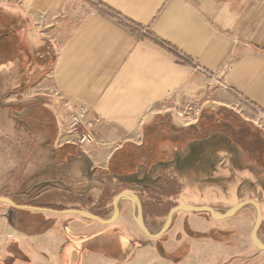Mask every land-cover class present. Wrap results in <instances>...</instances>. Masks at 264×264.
Instances as JSON below:
<instances>
[{
	"label": "crops",
	"instance_id": "0c3cea01",
	"mask_svg": "<svg viewBox=\"0 0 264 264\" xmlns=\"http://www.w3.org/2000/svg\"><path fill=\"white\" fill-rule=\"evenodd\" d=\"M97 1L151 35L104 10L79 23L82 0H0V17L15 19L21 51L32 53L17 57L14 64L1 62L0 74L15 71L11 82L17 98L33 94L35 101L48 103L44 105L58 128L55 159L69 166L65 177L107 179L109 189L133 190L144 204L147 226L156 233L175 205H199L181 196L187 184L178 166L208 144L210 154L223 149L243 173L236 198L213 205L216 211L253 198L264 215V128L240 98L264 111V0ZM65 99L89 107L105 146L85 154L63 142ZM189 107L201 109L198 121L184 117ZM223 185L226 189L232 183L224 180ZM109 189L96 204L93 199L80 202L84 196L74 192L77 200L59 196L53 206L110 218L114 208H108L109 200L119 192L112 195ZM122 200L120 215L111 224L31 211L37 231L27 234L9 225L8 216L0 217L7 232L24 235L14 233L0 247V264L27 253L34 263L36 248L51 254L57 264H199L201 257L215 255L211 245H223L233 264L238 257L241 264H264V250L252 239L257 218L252 204L222 220L179 211L170 230L155 239L133 220L134 202ZM259 238L264 242V219ZM201 243L208 248L201 250ZM16 264L21 262L17 259Z\"/></svg>",
	"mask_w": 264,
	"mask_h": 264
},
{
	"label": "rangeland",
	"instance_id": "374dc122",
	"mask_svg": "<svg viewBox=\"0 0 264 264\" xmlns=\"http://www.w3.org/2000/svg\"><path fill=\"white\" fill-rule=\"evenodd\" d=\"M7 24L15 28V19L8 20ZM19 39L21 38L19 37ZM29 54V57H31L32 53ZM42 60V64H45V57H42ZM1 62L6 64V60H0V71ZM11 62L14 64L15 60L8 61V63ZM13 73L8 72L6 74L4 71L3 75L0 74V195L9 197L18 195L19 204L53 206L62 197H68L67 199L69 200L72 198L73 200H77L74 194H72L76 192L78 195L84 196L83 198H78L80 202L83 203L89 201V199H93V203L96 204L98 196L108 194L109 188L107 185H109V182L107 179H95L92 181L87 177L75 179L65 177L67 174L64 173L68 170L69 166L62 159L63 152L60 149L58 150L61 154L59 158L62 161L60 162L55 159V148L58 149L56 143H52L46 131L43 132L38 128V125L37 127L28 125L22 120V117H18L15 114V110L19 111L23 105L28 104L29 106L32 104L35 101V96L28 94L26 99L17 98L14 94L15 83L11 82L15 79V74L13 75ZM8 82L12 85L9 90H6ZM40 102L43 105H48V103H45V99H42ZM59 128L61 129V124ZM214 142L218 143V141ZM260 144L263 147V137H260ZM73 150L78 153L77 149ZM210 152L207 144L201 147V150L199 149L198 152L185 158L181 167L178 166V175H183L182 181L187 184L181 196L186 200H197L199 205L213 206L222 204L226 200L235 199L239 185L242 182L240 177V175H243L242 170L231 164L230 157L225 156L223 149H214V154H210ZM224 180L227 183H232V185L226 186L227 188L225 189L223 185ZM118 188L117 186L109 190L114 195L119 192ZM109 201L108 208H112L113 198L111 197ZM125 203L126 201L123 203L122 200L121 206H125ZM174 204L176 203L173 202L170 205ZM12 211L13 208L10 205L4 201H0V217H9ZM202 213H206L209 217H212L208 211H203ZM219 213H224V211H219ZM73 217L76 218L78 215L74 214ZM10 220L8 218L9 225H11ZM133 220L139 224L135 212ZM25 225L29 226L28 224ZM64 230V228L61 229V231ZM13 234L17 235L18 238L24 236L15 231L7 232L5 224L0 225V247L6 244ZM202 247L208 248L207 245L204 246L201 243V250ZM210 248L214 250L215 255L201 257L199 264H233L228 253L225 252L223 245H215L214 248L211 245ZM34 252V255H38L34 263H31V254L27 253L23 254V257L17 258L15 256L9 264H16L17 259L21 264H57L51 254L37 248L34 249ZM236 259L234 258V260ZM241 259L243 258L238 257V260L234 264H241ZM249 264L258 263L251 262Z\"/></svg>",
	"mask_w": 264,
	"mask_h": 264
},
{
	"label": "water",
	"instance_id": "95a60500",
	"mask_svg": "<svg viewBox=\"0 0 264 264\" xmlns=\"http://www.w3.org/2000/svg\"><path fill=\"white\" fill-rule=\"evenodd\" d=\"M16 115H19L20 112L15 111ZM128 198L132 200L135 204V210L137 211V221L139 223V226L141 229L151 238L158 239L161 236H163L166 232H168L172 226L174 214L179 211H187V212H203L208 211L214 219L222 220L229 218L231 216H234L236 213H238L243 207L246 205L252 204L257 209V218L255 221V225L252 231V239L254 244L261 250H264V242L259 238V229L263 223L264 215L262 211V207L260 203L253 199H246L243 200L233 207L225 210L224 213H219L216 211V209L211 205H185V204H178L171 208L167 220L163 227L156 233H153L150 231L149 227L146 224L145 216H144V209H143V203L140 198V196L134 192L133 190H124L117 193L113 200V208H114V214L110 218H104L98 215L97 213H94L91 210L87 209H80V208H66V209H54L51 207H44V206H37V205H27V204H18L11 197L0 195V201H4L11 207H14L16 209L20 210H29V211H41V212H51L56 214H77L81 215L83 217H88L92 220L98 221L102 224H111L115 220L118 219L120 215V202L122 199Z\"/></svg>",
	"mask_w": 264,
	"mask_h": 264
},
{
	"label": "built area",
	"instance_id": "2783aa9c",
	"mask_svg": "<svg viewBox=\"0 0 264 264\" xmlns=\"http://www.w3.org/2000/svg\"><path fill=\"white\" fill-rule=\"evenodd\" d=\"M85 3V9L79 14V23H83L86 19L95 11L104 10L108 13L117 16L123 22L129 24L131 27L138 30L143 35H151L146 28L140 27L135 23L125 19L118 13L102 4L97 0H82ZM186 61L192 62L189 58L182 55ZM197 68L210 75L209 72L203 68L197 66ZM242 102L247 104L254 112V122L260 127L264 128V111L256 107L253 103L240 96ZM64 106L67 109V118L64 129L62 130V137L65 144H74L81 148L84 152L90 153L93 148L98 146H105L106 143L100 142L96 133V125L98 120L89 118V107L86 105H73L69 99H65ZM201 115V109L199 107H189L184 113V117L188 119V122L198 121Z\"/></svg>",
	"mask_w": 264,
	"mask_h": 264
},
{
	"label": "trees",
	"instance_id": "16d2710c",
	"mask_svg": "<svg viewBox=\"0 0 264 264\" xmlns=\"http://www.w3.org/2000/svg\"><path fill=\"white\" fill-rule=\"evenodd\" d=\"M21 46L22 45H20L17 29L11 27L10 24H7L5 18L0 17V60H16L17 57H22L24 54L29 56L27 51H25V53L24 51H21L23 49ZM19 110H22V108ZM52 116L53 115L51 114L49 108L37 101L30 104L28 106V110L25 113V118L28 120L27 123L35 127L38 125V128L43 132L46 131L50 137V141L55 143L58 136V128L56 118ZM16 211L21 215V222L28 224L30 228L26 229L24 227L14 225L13 223H11V225L27 234L36 232L37 229L32 226V212L18 209ZM50 224H47V226H50ZM11 260H13V258L7 259L6 264H9Z\"/></svg>",
	"mask_w": 264,
	"mask_h": 264
},
{
	"label": "flooded vegetation",
	"instance_id": "af4514ba",
	"mask_svg": "<svg viewBox=\"0 0 264 264\" xmlns=\"http://www.w3.org/2000/svg\"><path fill=\"white\" fill-rule=\"evenodd\" d=\"M28 110V107H24V108H22V110H20L19 112H20V114L19 115H17L18 117H25V113H26V111ZM15 111H17V110H15ZM26 119V118H25ZM18 195H15V196H13V197H11L12 199H13V201H15L16 203H18L19 204V202H18V197H17ZM9 197V196H8ZM143 203V202H142ZM176 206V205H175ZM44 207H51V208H53L54 206H52V205H49V206H44ZM13 208V211L10 213V215H9V219H11L10 220V222L11 223H13L14 225H17V226H21V227H24V228H26V229H29L30 227L29 226H25L24 225V223L23 222H21V215L16 211L17 209L16 208H14V207H12ZM55 209V208H54ZM143 209H144V205H143ZM18 210H20V209H18ZM219 212V211H218ZM225 212V211H224ZM135 216H136V218H137V216H138V214H137V211L135 210ZM145 216V215H144ZM147 224V223H146ZM173 224V223H172ZM145 233V232H144ZM146 234V233H145Z\"/></svg>",
	"mask_w": 264,
	"mask_h": 264
}]
</instances>
